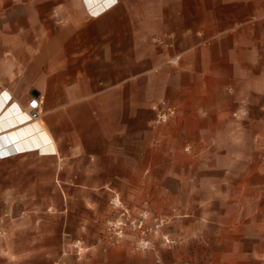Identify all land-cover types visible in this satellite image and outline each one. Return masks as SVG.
Listing matches in <instances>:
<instances>
[{"label": "crops", "instance_id": "1", "mask_svg": "<svg viewBox=\"0 0 264 264\" xmlns=\"http://www.w3.org/2000/svg\"><path fill=\"white\" fill-rule=\"evenodd\" d=\"M103 1L0 0V204L33 212L9 225L0 264H40L67 234L91 246L113 192L164 204L165 177L196 167L184 142L204 139L198 164L220 172L259 136L264 0H117L91 17ZM162 100L177 117L152 130Z\"/></svg>", "mask_w": 264, "mask_h": 264}, {"label": "rangeland", "instance_id": "2", "mask_svg": "<svg viewBox=\"0 0 264 264\" xmlns=\"http://www.w3.org/2000/svg\"><path fill=\"white\" fill-rule=\"evenodd\" d=\"M251 118L248 110L230 114L245 124L242 132ZM255 133L259 136L237 143L238 156L220 172L198 164L196 146H205L204 139L184 142L180 149L196 167L165 177L164 204H132L113 192L91 246L67 234L69 247L49 252L40 264H264V122L257 120ZM5 212L10 217L0 240L13 221L33 213L0 204V216ZM44 212L61 213L52 206ZM77 241L83 248H72ZM25 249L20 248L21 262L28 256Z\"/></svg>", "mask_w": 264, "mask_h": 264}, {"label": "built area", "instance_id": "3", "mask_svg": "<svg viewBox=\"0 0 264 264\" xmlns=\"http://www.w3.org/2000/svg\"><path fill=\"white\" fill-rule=\"evenodd\" d=\"M118 3L117 0H105L103 1L102 10L97 12L96 8H91L89 9V15L91 17H98L100 15H102L103 13H105L106 11H108L109 9L113 8L114 6H116ZM100 4V5H101ZM100 7V8H101ZM11 100V98L7 99V102H9ZM44 97H37L36 99H34L31 104L30 107L25 111V113L28 115L30 121H39L40 118L43 116L44 114ZM152 111L154 112V119L151 125V129L152 130H156L159 129L165 125H168L171 120H173L176 115H177V110L174 107V105L167 101V100H162L160 102H157L155 104L152 105ZM244 114V113H243ZM239 113H234V117H238ZM186 151L190 152L191 151V147H186ZM1 153V151H0ZM10 217V214H8L7 212L3 213L0 216V237L5 235V230H4V224L5 221ZM122 225H126L125 223H122ZM120 231H119V237L122 238L124 237L125 233H124V228L123 227H119ZM72 248H83L82 243L80 241L74 242L72 244Z\"/></svg>", "mask_w": 264, "mask_h": 264}, {"label": "bare ground", "instance_id": "4", "mask_svg": "<svg viewBox=\"0 0 264 264\" xmlns=\"http://www.w3.org/2000/svg\"><path fill=\"white\" fill-rule=\"evenodd\" d=\"M30 120V119H29ZM31 123H33V124H36V123H38L39 121H30ZM13 136H16L15 134L13 135Z\"/></svg>", "mask_w": 264, "mask_h": 264}]
</instances>
